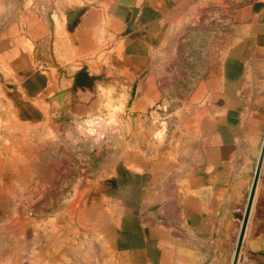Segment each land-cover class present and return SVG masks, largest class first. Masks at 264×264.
<instances>
[{
    "label": "crops",
    "instance_id": "crops-1",
    "mask_svg": "<svg viewBox=\"0 0 264 264\" xmlns=\"http://www.w3.org/2000/svg\"><path fill=\"white\" fill-rule=\"evenodd\" d=\"M33 3L0 29V132L25 133L0 134V264H232L264 140V0ZM101 84L123 108L83 135ZM37 138L96 153L45 213ZM237 264H264V159Z\"/></svg>",
    "mask_w": 264,
    "mask_h": 264
},
{
    "label": "rangeland",
    "instance_id": "rangeland-1",
    "mask_svg": "<svg viewBox=\"0 0 264 264\" xmlns=\"http://www.w3.org/2000/svg\"><path fill=\"white\" fill-rule=\"evenodd\" d=\"M33 5H38L39 10L41 11L44 6L46 8L49 5V0H33ZM55 0H51V4L53 5ZM25 4V0H0V29L6 25L12 18L15 16V13L19 7H22ZM188 47H194L197 45L195 39L193 42H188ZM191 53V54H190ZM189 55L192 58L199 60L200 54L199 52H188L186 54L187 58L189 59ZM1 135L15 137V135L20 136L23 138L24 127L19 125L15 126L12 132L8 131L6 128L1 132ZM27 134V132H26ZM55 138V137H54ZM68 143H71L70 138H65V145H64V153L61 154V147L55 148L54 146H50L49 142L45 145L44 141L40 140L39 138L35 139L34 146H33V155L36 157L38 162L35 164L37 166V171L40 172L39 176L40 179L37 184H33L32 187V206L33 209L38 210L37 213H45L51 212L56 209V202H58V206L60 203L64 205L69 202L71 198L70 194H58L54 195L52 191L49 190L51 188L61 186L67 187V180L64 177H68V179L73 178L76 179V175H78V179L80 182L83 181V178L86 176V171L91 169L88 164L91 163L89 161V157L95 153V148L92 150V146L89 141L85 140L82 143H78L76 146H69ZM58 150V153H57ZM58 154L60 157H55ZM73 155V156H72ZM89 159V160H88ZM46 160V161H45ZM78 160V162H76ZM96 165H99L98 163ZM59 173L60 178L57 180L50 177V175L55 176ZM78 173V174H77ZM74 177H71L73 176ZM69 181V180H68ZM48 188V189H47ZM54 190V189H53ZM70 192V190H68Z\"/></svg>",
    "mask_w": 264,
    "mask_h": 264
},
{
    "label": "clouds",
    "instance_id": "clouds-1",
    "mask_svg": "<svg viewBox=\"0 0 264 264\" xmlns=\"http://www.w3.org/2000/svg\"><path fill=\"white\" fill-rule=\"evenodd\" d=\"M97 91L99 98L101 99L102 107L108 110L107 117L93 116L89 114L81 123L77 125L78 130L83 135H94L97 134L101 127H106L107 125L115 123V113L122 110L123 105L121 101L123 100V94L114 101L113 96L115 94V88L111 85H97ZM102 134V133H101ZM159 136V133H157Z\"/></svg>",
    "mask_w": 264,
    "mask_h": 264
},
{
    "label": "water",
    "instance_id": "water-1",
    "mask_svg": "<svg viewBox=\"0 0 264 264\" xmlns=\"http://www.w3.org/2000/svg\"><path fill=\"white\" fill-rule=\"evenodd\" d=\"M76 14H77V11H73L71 13L70 17H73ZM79 85H88V82L86 80V76H85V74L83 72H80L77 75L76 82L74 84L75 87L79 86ZM70 91L71 90L62 91V92L58 93L57 95H55L52 100L53 101H57L60 104V106L63 107L64 101H65V97L67 96V94ZM263 159H264V140H263V145H262V149H261V154H260V157H259V160H258V164H257V167H256V171H255L252 187H251L250 194H249V197H248L246 211H245V214H244V217H243V222H242V226H241V230H240V234H239V238H238V242H237L235 255H234V259H233V263L232 264H237L238 259H239V253H240V250H241V245H242V242H243L245 229H246L247 222H248V219H249V214H250V211H251V207H252L255 191H256V188H257V184H258V180H259V176H260V172H261Z\"/></svg>",
    "mask_w": 264,
    "mask_h": 264
}]
</instances>
